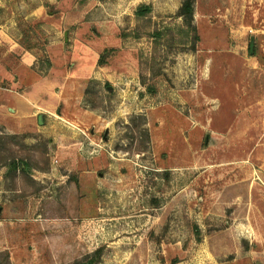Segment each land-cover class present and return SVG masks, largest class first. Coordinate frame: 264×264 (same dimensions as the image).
<instances>
[{"label":"rangeland","instance_id":"rangeland-1","mask_svg":"<svg viewBox=\"0 0 264 264\" xmlns=\"http://www.w3.org/2000/svg\"><path fill=\"white\" fill-rule=\"evenodd\" d=\"M181 3L0 7V264H264V0Z\"/></svg>","mask_w":264,"mask_h":264},{"label":"crops","instance_id":"crops-1","mask_svg":"<svg viewBox=\"0 0 264 264\" xmlns=\"http://www.w3.org/2000/svg\"><path fill=\"white\" fill-rule=\"evenodd\" d=\"M5 2H7V0H0V7H5L4 5ZM7 22L8 20L7 21L3 19L0 20V45H2L3 42H10V40H12L11 34L15 33L14 29L16 27L11 30V28L9 29L8 27L9 25H5V24L2 25L3 23H7ZM17 46H18V43L15 41L12 48L10 47L9 50H12L14 47H17ZM35 61H36V57L34 56L32 58H27L26 55L23 57V64L26 65L29 70H31L30 67L34 64ZM40 80H41L40 77H34V80L31 82V84L30 83L29 84L33 86V88H35L36 85L39 84ZM38 104H39L38 97L36 95H30L27 91H23L22 93L18 94L16 101L14 103V107L17 112L16 116H14L16 117L15 119L23 120V119L31 117L32 113H30V111L33 109L32 107L37 106ZM3 106H5V104L0 103V127L3 126L4 129H1V130L4 132H8L11 129H13V126L9 124L8 122L9 120H11V117L13 116L12 115L8 116L7 114H5L3 111ZM28 110L30 111L28 112ZM7 117H10V118H7ZM2 131H0V134H2L1 133Z\"/></svg>","mask_w":264,"mask_h":264},{"label":"trees","instance_id":"trees-1","mask_svg":"<svg viewBox=\"0 0 264 264\" xmlns=\"http://www.w3.org/2000/svg\"><path fill=\"white\" fill-rule=\"evenodd\" d=\"M145 11L144 7H140L137 11L138 14H143ZM176 16L182 18L184 25L188 28L189 33L194 37V44L192 45V49H195V42L198 39V33L196 25L194 24V0H182L181 6L176 12ZM21 27V26H20ZM22 35L24 34V39L22 40L21 44L28 49H31L34 46L29 45V36L30 32L28 29L23 28L21 31ZM110 51V50H107ZM104 55V54H103ZM101 65L105 64V61L100 60ZM2 86H5V84H2ZM11 165H14L15 168L21 167V164L17 163L16 159H13L11 162ZM25 165V163H24ZM80 264V263H78ZM83 264V263H82Z\"/></svg>","mask_w":264,"mask_h":264},{"label":"water","instance_id":"water-1","mask_svg":"<svg viewBox=\"0 0 264 264\" xmlns=\"http://www.w3.org/2000/svg\"><path fill=\"white\" fill-rule=\"evenodd\" d=\"M253 48H254V39L252 38L251 39V43H250V52L251 53L253 52ZM38 123L39 124H42L43 123V115L42 114H39L38 115Z\"/></svg>","mask_w":264,"mask_h":264}]
</instances>
